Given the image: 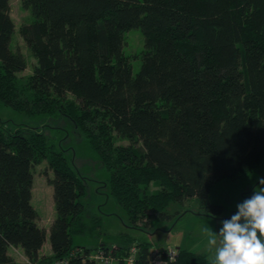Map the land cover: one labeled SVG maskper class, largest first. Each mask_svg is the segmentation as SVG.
Here are the masks:
<instances>
[{"label": "trees", "instance_id": "obj_1", "mask_svg": "<svg viewBox=\"0 0 264 264\" xmlns=\"http://www.w3.org/2000/svg\"><path fill=\"white\" fill-rule=\"evenodd\" d=\"M31 19L18 27L35 58L26 76L20 50L10 46L9 0H0V101L26 115L69 118L107 170L103 186L132 227L165 220L174 203L209 200L222 180H236L264 160V0H21ZM143 35L133 73L124 32ZM74 97L65 99V94ZM53 173L55 215L51 252L40 254L46 229L31 204L32 168ZM150 184L157 187L150 189ZM86 180L39 127L0 126V264H16L20 246L32 264H209L204 253L119 233L113 244L78 245L102 217L81 200ZM151 231V230H150ZM99 233V231H98ZM151 235V233H149ZM154 236V235H152ZM102 249L112 261L93 257Z\"/></svg>", "mask_w": 264, "mask_h": 264}, {"label": "rangeland", "instance_id": "obj_2", "mask_svg": "<svg viewBox=\"0 0 264 264\" xmlns=\"http://www.w3.org/2000/svg\"><path fill=\"white\" fill-rule=\"evenodd\" d=\"M10 16L14 23V31L10 46L20 50L23 54L26 67L19 73L26 76L32 70L35 62L34 56L27 48L18 27L28 22L31 17L29 10L22 7L21 0H9ZM123 52L129 57L132 72L135 73L140 66V50L143 48V35L139 28H132L123 34ZM71 93L65 94V99L73 98ZM0 126L11 130L15 128L39 127L49 136L56 149L63 150L69 164L86 180V192L81 200L86 208L102 217L97 232H85L74 236L78 245H95L98 241L113 244L119 233L127 232L139 239L144 237L153 241L156 247L183 246L196 252L204 253L208 258L212 256L207 244L204 230L207 228L219 232L222 226L220 221L230 219L237 211L236 205L258 190V178H264V160L250 173L236 180H222L210 191L209 200L222 205V213L213 215L200 207L197 197H192L182 203H172L168 211L173 215L165 220L153 219L151 227L142 228L138 221L132 227L126 212L108 196V188L103 186L107 181L108 172L100 164L97 154L90 148L84 134L78 130L72 121L59 112L55 114L26 115L17 112L11 106L0 101ZM32 196L31 204L37 211V223L46 229L45 247L50 248L48 228L54 218L55 211L52 200V185L48 178L53 176L47 163L42 160L32 168ZM157 186L150 184V189ZM151 230V231H150ZM99 231V233H98ZM154 235V236H152Z\"/></svg>", "mask_w": 264, "mask_h": 264}, {"label": "clouds", "instance_id": "obj_3", "mask_svg": "<svg viewBox=\"0 0 264 264\" xmlns=\"http://www.w3.org/2000/svg\"><path fill=\"white\" fill-rule=\"evenodd\" d=\"M258 185L230 219L220 221L218 233L204 230L212 252L209 264H264V178Z\"/></svg>", "mask_w": 264, "mask_h": 264}, {"label": "built area", "instance_id": "obj_4", "mask_svg": "<svg viewBox=\"0 0 264 264\" xmlns=\"http://www.w3.org/2000/svg\"><path fill=\"white\" fill-rule=\"evenodd\" d=\"M168 253L170 256H172L174 254L175 251V247H168ZM136 251V247H131L130 248V252L131 254L129 255V257L126 258L127 262L129 263L130 261H132L133 259V253ZM160 251L159 249H153L150 252V259L151 262L153 264H160L163 262V260L160 257ZM93 257L104 262V263H108L110 261H112V258L109 255H105L104 251L102 249H98L94 254ZM52 264H67V259L66 258H61L58 259L56 261H54Z\"/></svg>", "mask_w": 264, "mask_h": 264}, {"label": "crops", "instance_id": "obj_5", "mask_svg": "<svg viewBox=\"0 0 264 264\" xmlns=\"http://www.w3.org/2000/svg\"><path fill=\"white\" fill-rule=\"evenodd\" d=\"M45 244V241L42 245V247L39 250L40 254H49L51 252V248H47L45 247V249H43ZM8 253L14 258L16 264H32L28 258L26 257V255L23 252V249L20 246H12L10 245L8 247Z\"/></svg>", "mask_w": 264, "mask_h": 264}]
</instances>
